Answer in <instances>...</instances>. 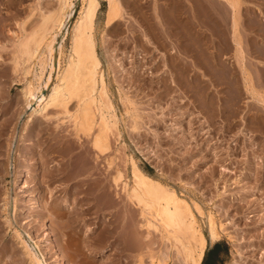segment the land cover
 Listing matches in <instances>:
<instances>
[{
  "label": "rangeland",
  "instance_id": "1",
  "mask_svg": "<svg viewBox=\"0 0 264 264\" xmlns=\"http://www.w3.org/2000/svg\"><path fill=\"white\" fill-rule=\"evenodd\" d=\"M57 1L0 0V88L5 93L0 114L14 102L12 123L26 117L21 89L41 64L45 69L43 79L36 80L38 94L50 91L46 85L50 54L45 44L26 77L23 64L13 70L17 36L35 28L41 14L53 11ZM122 1L126 14L116 26L102 30L105 0L97 17L101 68L119 119L107 130L109 149L98 153L91 135L81 134L78 140L71 118L61 107H51L47 118L36 114L50 133L65 136L58 151L51 143L38 148L49 155V165L63 168L48 177L39 171L37 181L26 177L21 187L15 186L23 198L17 203L19 224L36 227V235L42 238L47 223L53 236L63 238L64 247L47 248L49 264H154L159 259L185 264L161 227L144 225L140 206L128 197L133 158L145 173L212 212L230 233V240L209 242L202 264L216 243L222 248L207 264H229L234 258L242 264H264V0H239V37L247 52L249 86L235 55L234 13L222 0ZM82 3L71 1L52 42L53 81L70 54L72 28ZM75 104L71 101L69 108L74 110ZM118 171L121 178L116 184L113 178ZM124 182L129 184L127 189L122 187ZM9 186L14 189V184ZM32 198L40 206L37 214L30 210L36 220L28 226ZM1 205L0 201V264H26L21 253L12 252L17 247L12 236L15 228H7ZM10 251L11 256L2 258Z\"/></svg>",
  "mask_w": 264,
  "mask_h": 264
},
{
  "label": "bare ground",
  "instance_id": "2",
  "mask_svg": "<svg viewBox=\"0 0 264 264\" xmlns=\"http://www.w3.org/2000/svg\"><path fill=\"white\" fill-rule=\"evenodd\" d=\"M58 1V6L53 11L43 12L41 14L40 23L35 28L28 33H23L22 35L17 36V54H15L13 62V70L16 72L18 71L19 66L23 64L22 70L26 77L30 72L32 59H35L37 56L36 53L38 52L40 46L45 44V47L47 48L46 50H48L50 54L51 71L48 79L46 80V85H50V91L46 95L38 94L40 88L36 84V80L39 82L43 79L42 77L45 69L44 65L41 64L40 71L35 73L34 78L32 77L31 79H26L24 86L21 89L22 97L24 98L28 110L25 119L18 120L16 123L11 122V115L14 108V105L12 106V104H14V102L5 106L1 110L0 114V184L3 183V187H0L1 207L7 228H15L12 236L17 247L13 248L14 250L12 252L17 254L21 253L24 256V261H22L26 264H49L48 259L50 251L48 252V250L50 249L47 248L54 250L57 247H64L62 242L63 238L60 240V235L58 236L56 233L53 236L47 223H44L43 225L44 234L41 236L42 238H39L36 235L37 232L35 233L34 231L36 227L33 229L32 226H29L32 223L34 224L33 221L35 219H33L34 213H31V209L35 210L40 206L37 200L32 198L28 204L30 213L26 224H29V227H21L16 217L17 203L22 201L23 198L20 192L15 190V186H20L21 183L23 184V180L26 177H28L31 181H37L38 177H40L39 175H41L39 174L40 172L43 173L44 176L48 177L49 175L56 173L58 170L60 172L63 168L62 164L59 168L49 165V155L46 151H40L41 149L38 150V148L43 147V144L51 143L52 147L56 149V147H59L65 142V136L62 137L59 133H56L55 135L53 132L50 133L46 128V122L39 118H35V115L40 114L41 117L47 118L48 110L51 107L63 108L62 113L69 115L73 122L75 134L77 135L76 137L78 140H80L81 134L86 136L91 135L92 146L98 153H104L107 149H109L107 130L115 125L119 120L117 119L116 111L105 81V74L101 68L102 61L99 56V46L101 44L102 37L97 33V28L99 26L97 24V17L101 8V0H83L78 18L72 28L70 54L67 57V62L64 68L61 67L59 70L56 79L54 81L52 80V72L55 69V63L53 62L54 60L52 57L51 45L58 30L61 28L65 18L67 17L68 10L71 8L72 0ZM105 1L107 5L102 30H104L107 26L115 25V23L119 19L124 18L126 14V9L123 6L122 0ZM222 1L226 3L234 13L232 17V28L234 36L233 43L236 44L235 55L238 62L242 65L240 66L245 74L244 80H246V86H249V71H247L248 65L246 64L247 52L241 43V39L239 37L240 29L238 28L240 23V1ZM125 2L127 3L128 1L126 0ZM170 5L171 4H169V6ZM173 5L176 6L175 3ZM171 9L172 8H170V10ZM169 36H171V33ZM1 57L2 55L0 54V58ZM14 81H17V78L14 79ZM0 84H2V82ZM1 88L0 102L5 94H3ZM71 101H75L76 103L74 110L69 108V103H71ZM96 126H98L97 130L93 132V129ZM22 143L26 146L21 145ZM20 159H22V161H20ZM34 159L36 160V163L32 161ZM130 165L132 169V185L127 190L129 194V196L128 194L127 196L140 206L142 210L141 213L145 217L144 225L148 228L154 229L161 227V230L164 232V237L171 240L172 246H175V249H177L179 253L183 254L181 257H184L185 264H202L209 242H216L223 237H227L228 240L231 239L230 233L224 227L222 222H219L220 220L217 221L215 219L212 212L210 213L209 211H204V209L200 208L197 203L192 204L195 201L190 203L185 198L181 197V195L178 194L174 188L163 184L160 180L145 173L137 165V162L133 158L130 159ZM82 166L85 165L83 164ZM86 169L87 167L83 169V171H86ZM80 170L82 171V169ZM9 177H12V179L9 180ZM120 178L121 173L118 171L116 177L113 178L116 184ZM9 184H14V189L13 187L10 188ZM128 186L129 184L124 182L122 187L127 189ZM13 191H16L15 196H13ZM110 232L111 231H109V233ZM105 238L107 239L106 235ZM191 240L195 241L196 246L192 245ZM101 252L104 254L105 250H102ZM9 253H11V251L7 252V254H1L2 258L7 255L9 256ZM179 253L176 252L178 256H180ZM157 258L158 257H156V259ZM154 264H165V262H161V259H159L156 260ZM229 264L242 263L234 258L229 262Z\"/></svg>",
  "mask_w": 264,
  "mask_h": 264
},
{
  "label": "trees",
  "instance_id": "3",
  "mask_svg": "<svg viewBox=\"0 0 264 264\" xmlns=\"http://www.w3.org/2000/svg\"><path fill=\"white\" fill-rule=\"evenodd\" d=\"M222 246L220 243H216L215 246L208 252V257L206 259V262L204 264H207V261L209 260V262H213V256L216 255L220 250H221Z\"/></svg>",
  "mask_w": 264,
  "mask_h": 264
}]
</instances>
